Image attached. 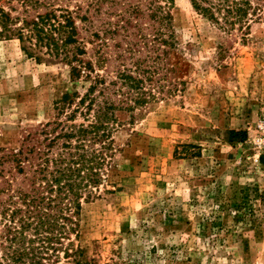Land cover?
<instances>
[{
  "label": "rangeland",
  "instance_id": "374dc122",
  "mask_svg": "<svg viewBox=\"0 0 264 264\" xmlns=\"http://www.w3.org/2000/svg\"><path fill=\"white\" fill-rule=\"evenodd\" d=\"M52 1L90 17L91 24L76 20L78 36L84 61L95 63L98 52L108 58L99 74L113 78L121 64L131 68L135 59L123 50L137 39L121 31L100 51L90 36L117 23L122 6L103 4L94 13L92 0ZM171 3L176 44L169 67H161L172 70V85L144 107L115 112L114 159L97 197L81 201L76 244L87 264H264V20L253 22L246 37L224 34L190 0ZM0 7L22 12L15 0H0ZM136 23L147 36L157 26L145 14L132 20L130 34ZM138 50L137 57L147 56L148 47ZM69 72L0 37V149H19L28 133L59 118L55 103L72 86ZM67 111L59 120L65 127L92 119L77 114L69 122Z\"/></svg>",
  "mask_w": 264,
  "mask_h": 264
},
{
  "label": "trees",
  "instance_id": "16d2710c",
  "mask_svg": "<svg viewBox=\"0 0 264 264\" xmlns=\"http://www.w3.org/2000/svg\"><path fill=\"white\" fill-rule=\"evenodd\" d=\"M15 1L22 8L18 16L12 15L17 9L6 11L0 7V37L17 39L22 51L38 63L60 61L67 65L72 86L55 103L58 119L40 131L28 133L19 149H0V259L2 264H87L84 251L76 244L81 236V201L97 197L104 184V169L114 159L111 138L117 122L115 112L144 107L169 88L167 83L172 85L168 78L172 70L161 64L165 62L169 67L176 44L173 16L167 6L173 0H149L145 5L138 0L90 2L94 13H102L103 4L124 9L118 14L117 23H104L102 32L97 30L90 35L93 42L100 41V51L107 47L108 36L111 39L121 31L127 34L125 38L138 40L128 42L123 50L129 59H135L131 68L121 64L122 69L113 78L97 72L109 63L103 52H98L95 63L83 60L87 53L79 41L76 20L90 23V17L56 7L52 0ZM190 3L224 34L239 31L246 37L243 32L249 31L253 22L264 20V0ZM145 14L157 25L153 33L144 35L136 23L137 33L130 34L132 20L142 19ZM139 44L148 47L143 58L136 56L140 53ZM79 88L86 90L82 93ZM66 111L69 122L75 121L77 114L92 119L87 125L65 127L59 120ZM96 144L100 145L97 150ZM15 175L23 179L18 183ZM105 192L113 193L106 189Z\"/></svg>",
  "mask_w": 264,
  "mask_h": 264
}]
</instances>
